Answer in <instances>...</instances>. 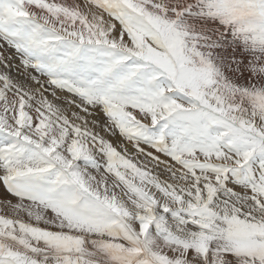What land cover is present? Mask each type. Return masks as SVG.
<instances>
[{"label": "snow or ice", "instance_id": "obj_1", "mask_svg": "<svg viewBox=\"0 0 264 264\" xmlns=\"http://www.w3.org/2000/svg\"><path fill=\"white\" fill-rule=\"evenodd\" d=\"M0 264H264V0H0Z\"/></svg>", "mask_w": 264, "mask_h": 264}, {"label": "bare ground", "instance_id": "obj_2", "mask_svg": "<svg viewBox=\"0 0 264 264\" xmlns=\"http://www.w3.org/2000/svg\"><path fill=\"white\" fill-rule=\"evenodd\" d=\"M0 44H2V42H0ZM0 54H2L4 58H8L9 56L14 55L12 50L9 49L6 45H4L3 47H0ZM2 68H3V65H0V69ZM1 186L2 185H0V188ZM10 199H12V197L9 194H7L6 191L5 192L0 191V200L10 201ZM0 208H3L2 204H0Z\"/></svg>", "mask_w": 264, "mask_h": 264}, {"label": "rangeland", "instance_id": "obj_3", "mask_svg": "<svg viewBox=\"0 0 264 264\" xmlns=\"http://www.w3.org/2000/svg\"><path fill=\"white\" fill-rule=\"evenodd\" d=\"M0 191H2V192L4 191V192H5L3 186H1ZM6 193H7V192H6ZM7 194H8V193H7ZM11 197H12V196H11ZM10 201H11L12 203H15V202H16L14 197H12V199H10ZM0 214H4L3 211H2V208H0Z\"/></svg>", "mask_w": 264, "mask_h": 264}]
</instances>
